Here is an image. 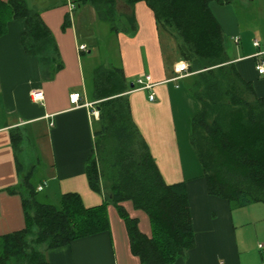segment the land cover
I'll return each instance as SVG.
<instances>
[{"label":"crops","instance_id":"1","mask_svg":"<svg viewBox=\"0 0 264 264\" xmlns=\"http://www.w3.org/2000/svg\"><path fill=\"white\" fill-rule=\"evenodd\" d=\"M45 1L34 3H43L35 8L52 38L47 51L51 68L24 51V18L9 21L6 33L0 36V236L25 226L22 197L26 191L21 176L30 172L31 180L37 166L41 179L33 185L37 192H44V203L57 204L67 193L77 194L87 208L103 202L104 194L90 187L85 170L94 131L100 126L93 114L98 111L93 70L103 64L122 70L123 94L132 120L164 181L185 183L195 244L168 264H264V250L258 246L264 245V202L233 206L207 192L203 169L190 143V119L200 111V103L186 88L191 74L177 78L176 65L184 60L176 40L158 28L149 6L138 1L130 7L117 0V30H112L88 2ZM130 13L133 28L127 18ZM251 21L249 28L242 23L237 26L231 39L239 49L228 59L253 84L255 94L264 97V76L255 70V63L264 61V53L257 54L264 51V15L255 21L251 17ZM254 40L259 46L253 45ZM102 54H106L103 60ZM106 57L112 59L107 62ZM141 75L150 76V88L137 87ZM75 92L80 94L79 106L69 101V94ZM12 133L20 135L16 148ZM21 155L31 166L28 171ZM16 160L23 167L22 174ZM12 187L16 192H9ZM121 205L137 220L139 230L150 236L148 215L130 200ZM107 215L108 230L44 249L46 259L52 264H139L117 207L108 204Z\"/></svg>","mask_w":264,"mask_h":264},{"label":"trees","instance_id":"2","mask_svg":"<svg viewBox=\"0 0 264 264\" xmlns=\"http://www.w3.org/2000/svg\"><path fill=\"white\" fill-rule=\"evenodd\" d=\"M138 1L149 6L158 28L176 40L180 56L188 63L191 75L186 88L200 103V111L190 119V143L203 169L207 192L233 206L264 202V97L255 94L253 84L229 61L223 29L210 8L212 0H124L130 7ZM87 2L117 30V0L77 1L79 5ZM20 18L26 20L21 34L24 51L51 68L47 51L52 38L38 10L28 0H0V36L9 21ZM127 18L133 28V15ZM69 19L67 15V23ZM125 88L120 68L103 64L94 68L93 98L100 126L94 131L85 170L90 187L104 194L103 202L87 208L75 193L62 195L57 204L40 202L31 173L22 174L16 160L26 191L22 197L25 226L0 236V264H52L44 249L108 230V204L116 206L123 218L139 264L172 263L193 248L185 183L164 181L132 120ZM11 138L16 148L20 135L12 133ZM125 200L148 215L150 236L139 230L137 220L123 208Z\"/></svg>","mask_w":264,"mask_h":264},{"label":"rangeland","instance_id":"3","mask_svg":"<svg viewBox=\"0 0 264 264\" xmlns=\"http://www.w3.org/2000/svg\"><path fill=\"white\" fill-rule=\"evenodd\" d=\"M29 4L31 6L38 7L37 4L34 3V0H28ZM44 3H47V1L43 0ZM39 5V4H38ZM43 5V3H41ZM39 5V6H41ZM210 8H212L215 16L218 18L220 22H222L224 31V45L225 50L228 56L232 57L236 54V52L239 49L238 44H235L232 41V36L236 33L237 26L243 24L244 28H249L251 24V17L253 21H255L256 17H260L264 15V0H231L229 2H222L219 0H212L210 2ZM242 23V24H241ZM261 25V22H260ZM264 26V25H263ZM264 30V27H262ZM111 49V43L109 45ZM106 54H102L101 60L104 59ZM112 58L106 57V61H110ZM20 159L23 161H27V159L24 158V155L20 156ZM25 165L26 171L30 169L28 167L29 163H26ZM37 170L33 173L31 177V183L36 184L41 179V172L40 167H35ZM24 169V170H25ZM102 182H105V178H102ZM43 191L37 192V200L41 202H46V200L43 198Z\"/></svg>","mask_w":264,"mask_h":264},{"label":"built area","instance_id":"4","mask_svg":"<svg viewBox=\"0 0 264 264\" xmlns=\"http://www.w3.org/2000/svg\"><path fill=\"white\" fill-rule=\"evenodd\" d=\"M237 38H234V41H237ZM253 45L254 46H259L258 42L256 40L253 41ZM81 49H83V46L81 47ZM264 53V51H259L257 52V54H261ZM176 69L178 72L177 78H181L185 75H188V63L185 61L180 62L179 64L176 65ZM255 70L259 75L264 76V61L263 60H258L255 63ZM136 85L138 88H150L152 86L151 82H150V76L149 75H141L139 77H137L136 79ZM37 95V94H36ZM154 97L153 93L149 94V99L152 100ZM80 100V94L79 93H71L69 94V101L74 104L75 106H79L81 105L79 103ZM87 105V103H85ZM93 114L95 116H98V111L97 110H93ZM261 249L264 250V245L259 244L258 245Z\"/></svg>","mask_w":264,"mask_h":264},{"label":"water","instance_id":"5","mask_svg":"<svg viewBox=\"0 0 264 264\" xmlns=\"http://www.w3.org/2000/svg\"><path fill=\"white\" fill-rule=\"evenodd\" d=\"M131 86H133V84L131 83Z\"/></svg>","mask_w":264,"mask_h":264},{"label":"bare ground","instance_id":"6","mask_svg":"<svg viewBox=\"0 0 264 264\" xmlns=\"http://www.w3.org/2000/svg\"><path fill=\"white\" fill-rule=\"evenodd\" d=\"M111 70V69H110Z\"/></svg>","mask_w":264,"mask_h":264}]
</instances>
